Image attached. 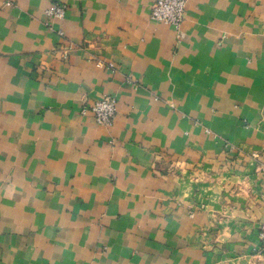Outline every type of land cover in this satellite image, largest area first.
<instances>
[{
  "label": "crops",
  "instance_id": "0c3cea01",
  "mask_svg": "<svg viewBox=\"0 0 264 264\" xmlns=\"http://www.w3.org/2000/svg\"><path fill=\"white\" fill-rule=\"evenodd\" d=\"M153 1L0 0V264H264V0Z\"/></svg>",
  "mask_w": 264,
  "mask_h": 264
},
{
  "label": "built area",
  "instance_id": "2783aa9c",
  "mask_svg": "<svg viewBox=\"0 0 264 264\" xmlns=\"http://www.w3.org/2000/svg\"><path fill=\"white\" fill-rule=\"evenodd\" d=\"M187 0H154L151 6V19L170 25L175 30H179L185 17ZM66 6L62 3H53L44 11L46 24L51 21L61 20L64 18ZM58 35L62 33L58 31ZM62 59H66L67 51L61 52ZM111 66V65H110ZM91 112L95 122L101 126L112 125L116 114V100L111 95H105L100 99L95 100L88 108ZM87 110L82 109V113ZM259 237L264 247V220L260 224Z\"/></svg>",
  "mask_w": 264,
  "mask_h": 264
}]
</instances>
